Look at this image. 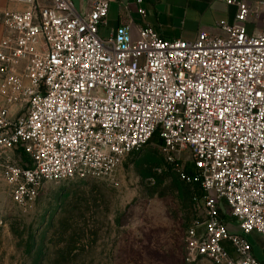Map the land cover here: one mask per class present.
Segmentation results:
<instances>
[{"label": "built area", "instance_id": "2783aa9c", "mask_svg": "<svg viewBox=\"0 0 264 264\" xmlns=\"http://www.w3.org/2000/svg\"><path fill=\"white\" fill-rule=\"evenodd\" d=\"M114 1L82 15L72 0H17L31 8L3 13L0 182L27 208L47 183L107 178L156 135L179 179L202 192L185 262L262 264L264 32H247L251 8L226 0L236 23L192 42L150 27L134 40L126 23L102 38Z\"/></svg>", "mask_w": 264, "mask_h": 264}, {"label": "rangeland", "instance_id": "374dc122", "mask_svg": "<svg viewBox=\"0 0 264 264\" xmlns=\"http://www.w3.org/2000/svg\"><path fill=\"white\" fill-rule=\"evenodd\" d=\"M175 169L154 139L105 179L45 184L27 208L0 182V264H189L186 233L204 220L202 192ZM253 244L262 260V239Z\"/></svg>", "mask_w": 264, "mask_h": 264}, {"label": "crops", "instance_id": "0c3cea01", "mask_svg": "<svg viewBox=\"0 0 264 264\" xmlns=\"http://www.w3.org/2000/svg\"><path fill=\"white\" fill-rule=\"evenodd\" d=\"M93 1L72 0L76 11L82 15L90 12ZM138 1L116 0L110 3L107 25L100 26L99 35L108 38L116 28L126 23L130 25L134 40L139 38L141 28L150 27L165 40L192 42L197 39L200 32L223 35L219 24L221 22L235 24L238 14V8L235 5H228L226 0H143L142 4ZM236 1L244 2L251 8L245 23L247 32L263 33L264 0ZM30 8L29 5L18 3L17 0H0V41L7 34L2 22L3 13L25 12ZM140 9L145 10V16L139 13ZM254 236L253 240L261 242L260 236ZM259 260L264 264V258Z\"/></svg>", "mask_w": 264, "mask_h": 264}, {"label": "trees", "instance_id": "16d2710c", "mask_svg": "<svg viewBox=\"0 0 264 264\" xmlns=\"http://www.w3.org/2000/svg\"><path fill=\"white\" fill-rule=\"evenodd\" d=\"M154 139H158V136L155 135V136L153 137V139L151 140V142H152ZM151 142H150V143H151ZM158 142H159L160 145L162 144V142H161L159 139H158ZM22 158L24 159V161L26 160V158H25L24 156H23ZM189 171H191V170L189 169Z\"/></svg>", "mask_w": 264, "mask_h": 264}]
</instances>
